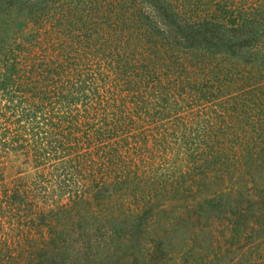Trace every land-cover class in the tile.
Segmentation results:
<instances>
[{
	"label": "rangeland",
	"instance_id": "1",
	"mask_svg": "<svg viewBox=\"0 0 264 264\" xmlns=\"http://www.w3.org/2000/svg\"><path fill=\"white\" fill-rule=\"evenodd\" d=\"M0 264H264V0H0Z\"/></svg>",
	"mask_w": 264,
	"mask_h": 264
},
{
	"label": "trees",
	"instance_id": "2",
	"mask_svg": "<svg viewBox=\"0 0 264 264\" xmlns=\"http://www.w3.org/2000/svg\"><path fill=\"white\" fill-rule=\"evenodd\" d=\"M189 32H190V34H192L191 31H189ZM182 33H186L188 35V33L186 31H183ZM81 35H82V33L80 34V37H81ZM175 52H176V50L170 48V46L168 48H165V51H164V54H162V57H164V62H165L164 66L166 68H167V62H168V60L173 58V56L175 55ZM161 60H162V58H161ZM49 63H51V61H47L45 64H40L39 66H41V68H47V67L50 66ZM58 63L55 66L57 68H59V67L62 66V64H60V63H59L60 64V66H59ZM6 68H7V70L9 72H12V71L14 72V68L12 69L11 64H7ZM74 71H75V73H77L76 75H73V71H72V68L70 66L69 69L66 70V73L64 74V75H66V77H69L70 79L69 78H66V79H63V80L61 79V85L60 86H61L62 89H67V93H66L67 96L70 94V97H71V94L72 93H73V95H75L78 91H79V93H82L83 94V93H85L86 87L96 89L97 83H96L95 79L94 80L92 79V75H91V65H89L88 69H86L85 71H83V73L82 72H79L76 69ZM78 76H79V78L77 79ZM76 79H77V81H79V83L77 85H76ZM96 90H98V89H96ZM87 95H88L87 96L88 99L85 100V101H88L90 98H92V97H89V93ZM83 96L84 95H82L81 97H83ZM176 106H174V107H176ZM35 110H36V112H38L39 105H36ZM26 112L28 114L29 110L26 111ZM37 120H38V118H37ZM35 126H36V131L39 134V132L42 131V129H43L42 128V123H40L39 120H38ZM34 134H35V132L33 131L30 135L24 136L25 138L22 139V140L23 141H26L27 143H29V140L27 139V137L28 136H31V135H34ZM24 144L25 143H23V145Z\"/></svg>",
	"mask_w": 264,
	"mask_h": 264
}]
</instances>
